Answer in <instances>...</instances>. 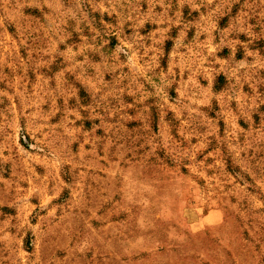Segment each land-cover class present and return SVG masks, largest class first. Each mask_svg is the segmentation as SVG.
Here are the masks:
<instances>
[{
  "label": "rangeland",
  "instance_id": "1",
  "mask_svg": "<svg viewBox=\"0 0 264 264\" xmlns=\"http://www.w3.org/2000/svg\"><path fill=\"white\" fill-rule=\"evenodd\" d=\"M0 264H264V0H0Z\"/></svg>",
  "mask_w": 264,
  "mask_h": 264
}]
</instances>
